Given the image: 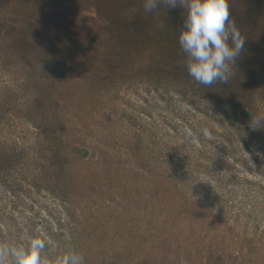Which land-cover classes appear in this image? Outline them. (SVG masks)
Instances as JSON below:
<instances>
[{
  "label": "rangeland",
  "instance_id": "374dc122",
  "mask_svg": "<svg viewBox=\"0 0 264 264\" xmlns=\"http://www.w3.org/2000/svg\"><path fill=\"white\" fill-rule=\"evenodd\" d=\"M229 11L246 38L239 66L264 75V0H229ZM184 18L143 0H0V141L22 167L57 160L83 183L59 216L88 236L45 240L50 264L69 249L88 264H137L107 245L164 221L183 233L172 264H264V133L252 134L264 79L254 90L252 75L196 82L178 43Z\"/></svg>",
  "mask_w": 264,
  "mask_h": 264
},
{
  "label": "trees",
  "instance_id": "16d2710c",
  "mask_svg": "<svg viewBox=\"0 0 264 264\" xmlns=\"http://www.w3.org/2000/svg\"><path fill=\"white\" fill-rule=\"evenodd\" d=\"M245 63L246 66L243 64L239 66V61H236V68L233 69L229 80L232 84L239 82V79L234 78V73L236 77L239 76L240 78L252 75V77L246 78L245 82L253 81L251 88L254 90L261 86L264 75L258 73L257 67L253 63H247V60H245ZM235 69L238 70L237 73ZM238 90L242 92L243 87L241 86ZM223 91L230 100L237 98V96L240 97L238 99L240 100L241 97L246 95L245 93L234 94L237 90H233L231 94H228L226 88H223ZM245 110L248 112L247 108ZM1 143L5 146L0 144V189H3V193L0 194V240L27 243L30 237L37 235L47 241L52 238V241H57L60 238L70 236L76 240L87 238L88 229L81 225H66L62 216L61 218L59 216L63 214V200L66 202L69 200V206H71L74 198L83 196L82 192L79 191V187L83 186V183L80 178L76 177L77 174L71 169L67 172L65 163L57 160L40 164L30 163V160H27L25 166L22 167L24 161L22 162L19 158L22 153L21 150H17L15 146H9L5 142ZM10 190L13 192L12 195L9 194ZM22 194L30 198V203H27L26 199L21 196ZM47 195L59 202L56 207L49 204ZM18 203L24 205H21L22 209L16 216L14 215V210H16L14 206H20ZM25 209H29L31 212L26 214ZM47 210L53 216L46 213ZM165 211L166 213L161 214L164 217L167 214H172L171 212L176 213L170 211L169 208ZM69 213H71L70 207L68 209L66 207L65 214L68 218ZM180 213L177 212L176 214L180 215ZM46 214L49 218L45 216ZM146 216L148 218L152 217L150 214ZM104 228L98 229L96 233L98 237L105 236L106 229ZM124 232L128 237L127 243L117 244L116 247L113 244L107 245V250L112 255H114V252H121L128 255V258L136 257L138 258L137 264H172L174 261L171 260V254L180 251L184 245L182 241L175 244L173 239L176 235H182L183 233H177L173 223L169 224L167 221L158 226H150V224L143 226L141 224L139 227H135L129 225L124 228ZM107 241H102L100 247L104 249L105 246L103 245ZM95 242L91 246L95 245ZM87 243L84 245H87ZM84 264L88 263L84 260Z\"/></svg>",
  "mask_w": 264,
  "mask_h": 264
},
{
  "label": "clouds",
  "instance_id": "9594fccd",
  "mask_svg": "<svg viewBox=\"0 0 264 264\" xmlns=\"http://www.w3.org/2000/svg\"><path fill=\"white\" fill-rule=\"evenodd\" d=\"M161 6L180 7L185 11L178 43L186 56L189 76L204 86L216 81L226 82L236 68L246 42L245 36L230 19L229 0H143L145 12ZM201 131L204 136H209L206 128ZM262 133L264 124L252 126L253 135L259 137ZM45 246V239L39 235L30 237L26 244L0 242V264H50L42 256ZM55 264H84V257L69 249L55 258Z\"/></svg>",
  "mask_w": 264,
  "mask_h": 264
}]
</instances>
